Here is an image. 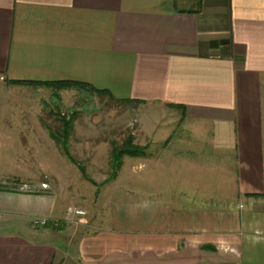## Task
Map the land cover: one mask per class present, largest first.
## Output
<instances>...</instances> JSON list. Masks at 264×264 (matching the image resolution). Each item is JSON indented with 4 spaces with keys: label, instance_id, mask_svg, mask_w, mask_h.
Listing matches in <instances>:
<instances>
[{
    "label": "crops",
    "instance_id": "crops-1",
    "mask_svg": "<svg viewBox=\"0 0 264 264\" xmlns=\"http://www.w3.org/2000/svg\"><path fill=\"white\" fill-rule=\"evenodd\" d=\"M0 79L169 118L156 154L124 163L138 196L109 194L74 243L56 194L0 178V264H264V0H0Z\"/></svg>",
    "mask_w": 264,
    "mask_h": 264
},
{
    "label": "rangeland",
    "instance_id": "rangeland-1",
    "mask_svg": "<svg viewBox=\"0 0 264 264\" xmlns=\"http://www.w3.org/2000/svg\"><path fill=\"white\" fill-rule=\"evenodd\" d=\"M58 114L66 118L76 114L70 136V153L75 163L52 139L53 143H37L38 134L50 136L46 125L58 126ZM168 119L162 108L119 103L77 89L9 85L0 79V178H9L10 171H22L27 176L23 191H34L36 184H40L43 190L56 194L72 216L63 240L74 243L81 234L90 231V223L83 222L93 223L99 202L109 194L116 199L138 196L136 191H130L135 185L128 182L130 171L123 167L118 178L121 176L120 181L127 183L119 182L116 189L123 186L129 191L114 192L118 178L110 179L111 143L121 145L130 135L136 145L146 147L147 154L149 151L156 154L163 144L153 143L152 127ZM130 159L135 158L126 157L124 163L131 162ZM74 210H83L86 215L77 216Z\"/></svg>",
    "mask_w": 264,
    "mask_h": 264
},
{
    "label": "trees",
    "instance_id": "trees-1",
    "mask_svg": "<svg viewBox=\"0 0 264 264\" xmlns=\"http://www.w3.org/2000/svg\"><path fill=\"white\" fill-rule=\"evenodd\" d=\"M14 85H30L33 87H47L55 90H60L64 88L69 89H77L80 91H86L88 93L99 95L101 97H109L111 100L119 102V103H134L131 100H120L115 98L112 94L107 91L97 90L89 85L81 84V83H38V82H12ZM136 104H140L141 102H135ZM56 116V115H55ZM76 118V114H73L70 118H66L61 114L56 116V121L58 126L51 127L47 126L49 130L51 139L58 145L59 149H61L62 153L73 163L76 162L74 157L70 153V136L74 127V120ZM112 150L109 165L111 167L112 173L110 174L111 180H116L118 178L119 172L121 171L124 165V159L126 157L129 158H146L147 150L146 147H139L134 143V138L132 136H128L126 140L121 145H118L116 142H112ZM47 226L54 228L53 222H48ZM46 226V227H47Z\"/></svg>",
    "mask_w": 264,
    "mask_h": 264
},
{
    "label": "built area",
    "instance_id": "built-area-1",
    "mask_svg": "<svg viewBox=\"0 0 264 264\" xmlns=\"http://www.w3.org/2000/svg\"><path fill=\"white\" fill-rule=\"evenodd\" d=\"M77 216H83L86 215V213L83 210H74L73 212ZM0 221H1V214H0ZM49 220L45 218H36L32 221V226L35 229H41L45 228L48 224Z\"/></svg>",
    "mask_w": 264,
    "mask_h": 264
}]
</instances>
